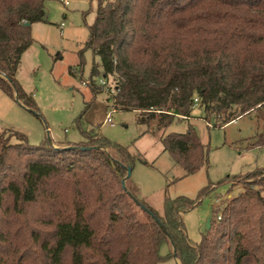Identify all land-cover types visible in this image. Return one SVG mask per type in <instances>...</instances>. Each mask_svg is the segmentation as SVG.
Returning <instances> with one entry per match:
<instances>
[{
  "label": "trees",
  "instance_id": "trees-1",
  "mask_svg": "<svg viewBox=\"0 0 264 264\" xmlns=\"http://www.w3.org/2000/svg\"><path fill=\"white\" fill-rule=\"evenodd\" d=\"M47 1L0 0V90L30 108L36 103L16 76L34 44L33 25L48 22ZM98 2L86 48L100 57L101 70L94 66L92 75L114 81L110 106L152 126L186 176L208 165L209 149L191 125L166 131L192 116L195 99L216 128L254 114L262 129L248 147L264 148V0ZM82 134L84 141L58 147L0 134V264H264V168L219 184L242 191L221 219L214 209L211 228L192 245L181 216L199 203L166 198L160 218L132 178L124 184L137 156ZM214 188L202 189L198 200ZM165 244L172 250L162 255Z\"/></svg>",
  "mask_w": 264,
  "mask_h": 264
},
{
  "label": "rangeland",
  "instance_id": "rangeland-1",
  "mask_svg": "<svg viewBox=\"0 0 264 264\" xmlns=\"http://www.w3.org/2000/svg\"><path fill=\"white\" fill-rule=\"evenodd\" d=\"M67 1L68 5L63 0L46 2L48 22L33 25L34 44L23 55L16 76L36 106L27 107L0 90V134L17 132L24 134L30 145L50 142L58 147L84 141L85 131L128 148L137 156L131 178L139 188V198L160 218L164 217L166 198L185 196L199 203L181 216L190 244H199L214 209L222 216L228 201L242 191L240 185L219 184L228 177L264 168V148L248 147V140L262 129V123L251 114L216 128L214 120L208 124L200 105L195 107L190 118L180 119L166 131L185 133L191 125L209 149L208 165L186 176L164 151L152 126L140 123L136 112H114L108 95L115 88L114 81L106 82L102 74L92 75L94 66L101 70L100 57L86 48L89 27L98 15V0ZM92 84L103 87V92L95 93ZM109 113L114 127L105 122ZM208 186L215 188L198 200L200 191ZM171 250L172 246L165 244L161 254ZM29 264L39 262L31 260ZM159 264L178 262L171 258Z\"/></svg>",
  "mask_w": 264,
  "mask_h": 264
},
{
  "label": "built area",
  "instance_id": "built-area-1",
  "mask_svg": "<svg viewBox=\"0 0 264 264\" xmlns=\"http://www.w3.org/2000/svg\"><path fill=\"white\" fill-rule=\"evenodd\" d=\"M63 1H64L65 5H68V1L67 0H63ZM103 84H105V83H103ZM114 93H115V90L109 92V94H111V95L114 94ZM199 105H200L199 100L195 99V107H197ZM114 112H115V110H114ZM105 122L107 124L111 125L112 127L115 126L114 120L112 119V113H109L107 115V118H106ZM218 219H221V216H219Z\"/></svg>",
  "mask_w": 264,
  "mask_h": 264
},
{
  "label": "water",
  "instance_id": "water-1",
  "mask_svg": "<svg viewBox=\"0 0 264 264\" xmlns=\"http://www.w3.org/2000/svg\"><path fill=\"white\" fill-rule=\"evenodd\" d=\"M4 78H6L4 75H2ZM7 79V78H6ZM16 100H18L17 98H16ZM127 171H128V174H127V177H126V179L124 180V184H125V181L126 180H128V179H130L131 178V176H132V170L131 169H127ZM149 215L155 220V222L158 224V225H160V226H162V223H161V221L154 215V214H152L151 212H149ZM211 228V219H209V221H208V225H207V229H210ZM177 259V258H176ZM178 260V259H177Z\"/></svg>",
  "mask_w": 264,
  "mask_h": 264
},
{
  "label": "crops",
  "instance_id": "crops-1",
  "mask_svg": "<svg viewBox=\"0 0 264 264\" xmlns=\"http://www.w3.org/2000/svg\"><path fill=\"white\" fill-rule=\"evenodd\" d=\"M147 206H149L146 202H144ZM150 207V206H149ZM178 264H181L179 260H177Z\"/></svg>",
  "mask_w": 264,
  "mask_h": 264
}]
</instances>
